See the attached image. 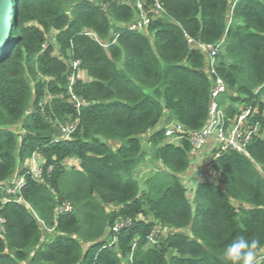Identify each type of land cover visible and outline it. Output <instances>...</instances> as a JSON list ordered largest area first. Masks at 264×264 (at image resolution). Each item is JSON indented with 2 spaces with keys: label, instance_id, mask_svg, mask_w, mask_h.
I'll list each match as a JSON object with an SVG mask.
<instances>
[{
  "label": "trees",
  "instance_id": "16d2710c",
  "mask_svg": "<svg viewBox=\"0 0 264 264\" xmlns=\"http://www.w3.org/2000/svg\"><path fill=\"white\" fill-rule=\"evenodd\" d=\"M143 1L145 32L128 27L136 0H12L0 52V264H226L239 236L264 245V0H159L161 11ZM194 42L218 45L215 73ZM217 75L225 125L251 107L259 132L246 153L218 150L213 179L191 199L181 175ZM70 119L77 129L58 140ZM171 124L187 134L169 140ZM35 154L42 181L26 167ZM148 159L162 169L141 182ZM15 175L25 184L7 197ZM155 224L169 231L152 239Z\"/></svg>",
  "mask_w": 264,
  "mask_h": 264
},
{
  "label": "built area",
  "instance_id": "2783aa9c",
  "mask_svg": "<svg viewBox=\"0 0 264 264\" xmlns=\"http://www.w3.org/2000/svg\"><path fill=\"white\" fill-rule=\"evenodd\" d=\"M155 2L156 5L153 11H161L162 7L160 5L159 0H155ZM137 7L141 11L140 15L137 18V20L128 24V27H130L132 30L142 31L149 24L151 17L149 16V13L146 11L144 7L143 0H138ZM87 33L89 35H93L91 32H87ZM194 43H195V47H197L202 53H204L208 57V62H209L208 67L212 73H215V58L218 53V45H214L210 43H201V42H194ZM103 45L106 46L107 44L103 43ZM80 64L81 62L79 60L72 61V66L75 70L77 69L78 71H82L79 70ZM72 81H74V76L72 77ZM226 90H227V86L225 82L220 76L217 75L215 78V86L213 89L209 121L201 131L190 134L193 151L201 149V147L204 146L206 139L211 135H215L217 138L221 140L222 143V145L216 146L217 150L220 151L231 148L239 152L246 153L248 142L252 139V136L254 134H257L259 132L257 125L253 126L248 122V119L252 114L251 107L241 109L240 113L234 119L231 120L229 125L228 126L225 125L226 111L224 107L219 105L218 102L220 95ZM71 94L74 103L78 107H80L84 102L78 97H76L72 92ZM78 125H79L78 119H70L69 121L60 124L59 126L60 133L57 136V139L58 140L70 139L72 133L75 132ZM228 131H229V135L228 137H225V133H227ZM165 133L168 138L175 137L177 139H179L184 134H187L183 126L180 124H172L168 126ZM35 155L33 157H35ZM210 168L213 170L212 167ZM32 172L35 176L34 177L35 179L42 181L43 168L34 169L32 170ZM24 184H25L24 176L23 178L17 181H13L12 185L6 187L7 197H10V195H17L21 193ZM8 200L10 199L6 198V201ZM16 200H22V198L19 196ZM64 209L66 211H69L71 210V206L67 204L66 206H64ZM4 225H5V219L3 217H0V237L3 236ZM116 227H119V224ZM46 229L47 231L52 232L51 228H46ZM262 259H264V253H261L256 260L261 261Z\"/></svg>",
  "mask_w": 264,
  "mask_h": 264
},
{
  "label": "rangeland",
  "instance_id": "374dc122",
  "mask_svg": "<svg viewBox=\"0 0 264 264\" xmlns=\"http://www.w3.org/2000/svg\"><path fill=\"white\" fill-rule=\"evenodd\" d=\"M119 1H129V0H119ZM137 2L138 0H136V3ZM142 31L145 32V29H143ZM79 75L83 79L87 78L86 72L84 71H79ZM228 135H229V131L225 133V137H228ZM168 139L173 140V141L178 140L175 137H169ZM220 145H222L221 140L217 138L215 135H211L210 137L206 139L205 144L204 146L201 147V149H198L196 151L192 150L190 154V158H191L190 168L189 170H187L185 173L181 175L183 183L186 184L189 188L188 194L191 199L193 198V188L195 187L198 181L213 179L212 176L214 175L213 174L214 168H213V163L211 162L213 159H215V156L218 152V150L216 149V146H220ZM69 162H70L69 163L70 166L71 165L77 166V164H79V161L77 159H72ZM43 164H44L43 157L41 155L36 154L35 157L30 158L26 163V167L28 168V173L31 174L32 177H35L32 170L43 168ZM210 167H212L213 170ZM161 169H162V166L160 164L148 159L147 162H145L138 168L137 176L141 182H144L147 177H149L155 171L161 170ZM21 178H23L22 175L21 176L15 175L14 177L11 178V180L6 182V187L12 185L13 181H17ZM16 201L21 202L22 200H16ZM109 209H113V206H110ZM168 231H169L168 228L166 227L163 228L159 224H155L150 233V236L152 237V239L153 238L156 239V237H158L160 234L162 235ZM262 253H264V251ZM123 264H130L129 260L125 258L123 261Z\"/></svg>",
  "mask_w": 264,
  "mask_h": 264
},
{
  "label": "clouds",
  "instance_id": "9594fccd",
  "mask_svg": "<svg viewBox=\"0 0 264 264\" xmlns=\"http://www.w3.org/2000/svg\"><path fill=\"white\" fill-rule=\"evenodd\" d=\"M264 250L260 239L243 235L225 245L223 256L226 264H255L258 254Z\"/></svg>",
  "mask_w": 264,
  "mask_h": 264
},
{
  "label": "water",
  "instance_id": "95a60500",
  "mask_svg": "<svg viewBox=\"0 0 264 264\" xmlns=\"http://www.w3.org/2000/svg\"><path fill=\"white\" fill-rule=\"evenodd\" d=\"M12 8V0H0V52L3 45L8 39L10 29V12Z\"/></svg>",
  "mask_w": 264,
  "mask_h": 264
},
{
  "label": "crops",
  "instance_id": "0c3cea01",
  "mask_svg": "<svg viewBox=\"0 0 264 264\" xmlns=\"http://www.w3.org/2000/svg\"><path fill=\"white\" fill-rule=\"evenodd\" d=\"M85 72V71H84ZM86 75H87V73H86ZM86 79H88V75H87V78ZM70 163V162H69ZM78 165V164H77Z\"/></svg>",
  "mask_w": 264,
  "mask_h": 264
}]
</instances>
